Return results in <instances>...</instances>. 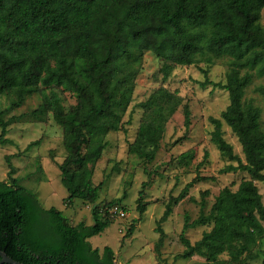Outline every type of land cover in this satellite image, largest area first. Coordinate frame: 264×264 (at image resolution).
<instances>
[{"label":"trees","instance_id":"16d2710c","mask_svg":"<svg viewBox=\"0 0 264 264\" xmlns=\"http://www.w3.org/2000/svg\"><path fill=\"white\" fill-rule=\"evenodd\" d=\"M263 8L264 0H0V93H15L13 108L39 91L42 103L29 113L44 120L52 111L63 127L67 153L60 169L69 191L66 202L99 198L102 182H94L90 163L101 157L108 144L109 122L129 94L142 51L152 50L167 60L162 66L165 76L175 64L213 62L228 55L226 82L213 83L228 90L230 102L220 117L210 116L211 138L224 155L238 160L221 171L243 169L251 177L236 189L222 187L208 212L202 200L196 218L186 213L180 240L184 257L199 254L217 261L225 251L233 260L250 254L252 245L264 236V201L255 182L264 180V125L261 108L245 94L255 76L264 75ZM62 84L77 92V102L68 108L52 87ZM255 88L264 93V83ZM181 99L160 87L140 102L148 125L131 142L132 151L147 161L155 158L166 122ZM184 112L189 127L187 103ZM3 114L0 111L5 135L8 125L22 114L9 119ZM223 120L238 135L246 161L225 138ZM40 141L32 140L29 146ZM14 170L10 162V171ZM194 180L167 202L156 226L157 249L165 236L162 222ZM143 196L144 189L137 206L142 212L146 208ZM114 203L119 202L113 199L107 205ZM103 208L94 207L93 223L73 224L61 209L45 207L17 176L11 181L0 179V248L29 264H122L116 261L112 246L101 249L89 239L114 218ZM209 222L211 228L194 242L186 235L189 227Z\"/></svg>","mask_w":264,"mask_h":264},{"label":"rangeland","instance_id":"374dc122","mask_svg":"<svg viewBox=\"0 0 264 264\" xmlns=\"http://www.w3.org/2000/svg\"><path fill=\"white\" fill-rule=\"evenodd\" d=\"M260 21L264 25V8ZM152 50L142 51V61L131 82L129 94L116 107L106 134L107 146L97 161L90 167L95 183L102 182L99 198L89 202L75 198L72 204L66 202L69 191L62 181L60 163L66 156L63 141V127L54 119L52 111L44 120L36 119L29 112L41 105L39 91L28 94L20 106L11 108L14 92L0 93V111L3 118L22 114V118L8 125L2 135L0 122V179L11 181L13 176L34 190L45 207L52 205L61 209L69 220L76 224L94 222V207L106 206L110 200H118L125 207L123 217H114L100 233L89 237L93 246L101 249L110 245L115 251L116 261L126 264H262L264 259V236L252 245L250 254L244 253L239 260H233L227 251L219 259L207 260L195 254L182 256L185 248L180 240L185 214L191 219L201 212V201L208 212L220 189L226 185L236 189L240 182L251 175L247 170L221 171L237 159L224 155L212 140L214 123L210 116L220 117L230 102L229 92L213 82H226L229 56L215 57L213 62L200 61L193 64H175L165 76L162 66L166 62ZM258 83H264V75L255 76L247 87L245 97L261 108L264 125V93L256 90ZM59 93L66 108L77 102V92L66 84L52 85ZM164 87L180 96L181 103L168 121L156 156L147 161L141 154L132 151L130 144L142 134L148 125L145 107L140 105L151 93ZM50 91V88L47 89ZM191 110L189 127L185 125L184 106ZM225 138L232 143L234 151L246 161L238 135L223 120ZM41 138L29 146L32 140ZM207 153V155H206ZM10 162L15 170L10 171ZM188 187L183 199L173 203V210L162 222L165 236L160 247L156 243L160 233L156 230L167 202ZM264 201V180L255 179ZM145 210L138 209L140 191ZM134 224V229L130 226ZM212 222L186 229V235L194 242L201 237Z\"/></svg>","mask_w":264,"mask_h":264},{"label":"built area","instance_id":"2783aa9c","mask_svg":"<svg viewBox=\"0 0 264 264\" xmlns=\"http://www.w3.org/2000/svg\"><path fill=\"white\" fill-rule=\"evenodd\" d=\"M104 211H107L108 214H110L113 217H123L126 214L125 208L119 204V203H114L111 205H106L103 208Z\"/></svg>","mask_w":264,"mask_h":264},{"label":"water","instance_id":"95a60500","mask_svg":"<svg viewBox=\"0 0 264 264\" xmlns=\"http://www.w3.org/2000/svg\"><path fill=\"white\" fill-rule=\"evenodd\" d=\"M0 264L7 262V263H11V264H29L26 263L24 261L18 260L14 257H12L11 255H9L4 249L0 248ZM51 264H59V263H51Z\"/></svg>","mask_w":264,"mask_h":264},{"label":"crops","instance_id":"0c3cea01","mask_svg":"<svg viewBox=\"0 0 264 264\" xmlns=\"http://www.w3.org/2000/svg\"><path fill=\"white\" fill-rule=\"evenodd\" d=\"M122 264H126L124 261H120Z\"/></svg>","mask_w":264,"mask_h":264},{"label":"flooded vegetation","instance_id":"af4514ba","mask_svg":"<svg viewBox=\"0 0 264 264\" xmlns=\"http://www.w3.org/2000/svg\"><path fill=\"white\" fill-rule=\"evenodd\" d=\"M0 258H1V256H0ZM5 263V262H4ZM4 263H2V264H4Z\"/></svg>","mask_w":264,"mask_h":264}]
</instances>
